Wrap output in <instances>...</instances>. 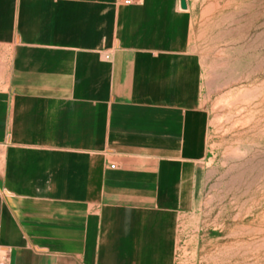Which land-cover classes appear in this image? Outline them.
Wrapping results in <instances>:
<instances>
[{
	"label": "crops",
	"instance_id": "obj_1",
	"mask_svg": "<svg viewBox=\"0 0 264 264\" xmlns=\"http://www.w3.org/2000/svg\"><path fill=\"white\" fill-rule=\"evenodd\" d=\"M189 12L180 0H0V261L132 264L122 245H152L161 189L202 151Z\"/></svg>",
	"mask_w": 264,
	"mask_h": 264
},
{
	"label": "rangeland",
	"instance_id": "obj_2",
	"mask_svg": "<svg viewBox=\"0 0 264 264\" xmlns=\"http://www.w3.org/2000/svg\"><path fill=\"white\" fill-rule=\"evenodd\" d=\"M188 3L184 49L199 71L193 140L202 151L161 189L159 232L146 235L152 245L119 251L132 264H264V0ZM7 38L1 26L3 144L11 130Z\"/></svg>",
	"mask_w": 264,
	"mask_h": 264
},
{
	"label": "water",
	"instance_id": "obj_3",
	"mask_svg": "<svg viewBox=\"0 0 264 264\" xmlns=\"http://www.w3.org/2000/svg\"><path fill=\"white\" fill-rule=\"evenodd\" d=\"M180 6L182 9H188V1L187 0H180Z\"/></svg>",
	"mask_w": 264,
	"mask_h": 264
},
{
	"label": "built area",
	"instance_id": "obj_4",
	"mask_svg": "<svg viewBox=\"0 0 264 264\" xmlns=\"http://www.w3.org/2000/svg\"><path fill=\"white\" fill-rule=\"evenodd\" d=\"M125 2L130 3L131 0H125ZM111 167H115V165L112 164ZM0 264H7V261H5V260H1V261H0Z\"/></svg>",
	"mask_w": 264,
	"mask_h": 264
}]
</instances>
